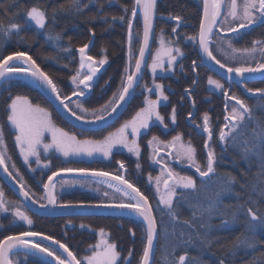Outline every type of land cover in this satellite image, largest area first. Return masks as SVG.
I'll use <instances>...</instances> for the list:
<instances>
[{
  "label": "snow or ice",
  "instance_id": "snow-or-ice-1",
  "mask_svg": "<svg viewBox=\"0 0 264 264\" xmlns=\"http://www.w3.org/2000/svg\"><path fill=\"white\" fill-rule=\"evenodd\" d=\"M17 2L18 0H12V4ZM112 2L114 0H109V6ZM89 3H96V0H89ZM9 7L10 5L4 6V11L7 12ZM86 7L87 5H84V8ZM156 10L157 0H133L131 16L128 15L129 9L125 6L123 14L119 17H112L113 21L118 20L121 24L127 23V58L129 63L121 77V84L118 86L117 91L113 93L112 98L107 104L99 109H94L91 113L83 108L79 99L71 101L67 96L62 98L60 90L53 79L25 51H16L0 59V81L3 82L0 84V88H10L12 86L11 78L18 74L28 76L31 78L29 83L47 96L49 103L55 105L58 102L59 108L73 116L76 121L107 126V122L113 117V114L118 113L129 98L134 96L135 88L145 66L154 77L158 74V70L159 74L163 75L171 72L177 58L184 55L180 47L171 46L173 41L166 42L164 34L161 32L159 37L160 48L152 55L151 63H147L146 52L150 49V36L154 34ZM60 11L82 14L81 0H68V7L64 8L62 5ZM100 11H103V6L97 9V13ZM58 14V10L54 7L51 12V19L54 21ZM138 17L142 19V36L138 31L135 34L133 31L134 21ZM26 18V23L30 22L37 30L48 28L49 13L47 9L34 5L27 9ZM169 19L177 21V27L172 28V34L177 35V28L183 18L177 15L170 16ZM258 25H264V0H242L241 4H238L237 0H202V16L199 19L198 35L186 37L187 40L193 43L198 42L201 57L199 62L193 61L192 71L195 73L199 67L211 68L212 65H218L223 70L229 85L232 82L233 74L235 77L240 78L237 82L242 85L245 74H264V62H257L255 66H227L213 54L211 48V45L219 41L218 50L221 46H226L232 53L251 55L259 51L264 56V47H260V45H264V41H253L250 49H237L233 46V39L239 37L241 30ZM20 31L21 26L12 20H9L7 24L0 23V34L5 37H10L13 34L19 35ZM221 32L232 33L233 37L225 38L219 35ZM46 38L59 40L61 37L59 34L54 37L49 34ZM134 39H139L140 44L133 67L131 60L134 58ZM90 46L91 41L76 49L79 53V67L70 78L73 85V97H85L87 90L93 87L94 78L98 79L97 74L100 72V68L107 63L106 57L95 61L91 55H88L86 50L90 49ZM64 51L71 53L70 48H66ZM165 57H167L166 63ZM205 60L210 63H205ZM64 67L67 68L69 65L66 64ZM85 69L86 71H83ZM192 83L195 85L197 80L194 78ZM207 83L223 93L225 97V114L224 123L219 127L218 136L208 112L203 113L202 124L195 119L191 120V123L197 129H201L202 133L206 134L204 140L206 162L203 166L198 160L197 149L190 141L187 144L183 143L182 136L179 133L172 136L169 141H160L157 136H152L148 141L149 159L160 169L155 178L151 175L148 177V183L154 187L155 194L158 197L155 208L150 203L148 196L126 178V173L123 171L125 164L121 161H117L120 170L115 175H110L106 171L88 168H62L58 171H52L51 175L47 176V182H43L44 195L38 201L34 198L35 193L27 188L24 177L20 174L16 164L12 162V157L8 155L2 122H0V169L17 184L19 195L24 198V201H31L34 205L39 203L40 208L51 207L53 212L57 209L77 207L112 209L121 213L126 212L129 217L139 220L144 227V237L142 239L146 240L139 264H150L154 240L161 232L166 240L171 236L185 247L192 244L193 238L198 240L202 246L211 247L213 243L217 242L212 238L214 228L211 223L212 219L214 217H224L223 223L227 224L229 223L227 218L230 215L231 221L235 222L241 212L245 210L246 205L245 214L250 217L246 221V229L248 233L254 234L258 227H264V208L256 206V202L250 197L244 203H238L234 209L225 208L222 205L220 199L222 193H232L237 200H240V194L233 193V185L237 183L236 177L230 174H218L217 169L221 159L217 156L213 145L218 143L225 151L229 148L235 150L240 159L246 163H250L253 157L257 160L258 172L254 174L250 181L242 184L241 188L244 190L251 188L253 192H258L259 196L264 197V119H257L254 116L253 108L239 96L234 93L230 94V88H225L220 80L209 76ZM152 91L155 92L157 99L153 100L145 96L144 107H141L131 120H126L114 132H109L102 140L78 139L76 135H71L63 128L57 127L52 114L47 108L41 107L39 103H33L27 95L17 94L12 96L11 92L8 96L10 103H7L5 109L7 123L10 130L15 133V147L19 149V155L22 157L24 164L29 166L30 171H35L31 168L33 159L30 158H34L35 164L41 169L50 168L47 163L41 164L42 154L46 158L50 150H54L64 158L99 155L104 159H108L112 155L113 149L119 146V148L126 149L129 154L139 158L141 148L137 142V137L146 135L152 127L157 126V122L159 125H163L165 130L168 129L164 117L157 110L159 103L167 101L168 97L165 95L163 86L159 83L154 82ZM188 91V89H185V93H188ZM245 91L264 100V88L252 89L245 86ZM189 99H191L190 95ZM66 100H69V103H65ZM230 101H234V104H230ZM73 104H75V107H72ZM260 107L264 108V104ZM77 109H79V112ZM89 114L93 117L92 119H87ZM176 115L174 106L170 116L173 125L176 124ZM193 115L194 113H189V116ZM253 123L254 127L250 128ZM45 133L50 135V142H45ZM163 149H174L175 157L173 158L170 152L167 154V158L160 156ZM173 163L186 164L188 167L193 168L199 176V183L191 175H180L174 171ZM136 167L137 171H140L139 162ZM61 173H77L85 178L89 176L106 178L95 180L98 185L95 191L101 193L99 185L103 183L106 188L112 190V194L103 191L101 195L105 199L95 204L84 202L78 204L63 203L58 198L56 193L57 183L54 181V177H60ZM77 185L83 187L84 180L75 178L72 180L60 179L59 186L61 188ZM210 185H216L217 191L215 194L212 196L205 195L201 198L198 194L202 190L208 189ZM115 194H119V196L117 197ZM4 195L2 188H0V213L8 211V202L4 199ZM182 203L188 204L192 209L191 218L185 219L183 224L186 228L193 229L195 237H193V233H187L183 229L177 234L176 226L180 223L178 208ZM21 207L23 205L14 207L12 212L14 220L12 223L22 221L24 224L31 226L33 220L26 211L21 210ZM154 213L159 215V219ZM165 214L169 218L167 222L164 220ZM169 226H171V231H169ZM80 227L83 229L86 226L81 224ZM129 231L132 230L129 229ZM98 235L99 240L97 243L87 250L90 254L79 258L70 250L68 245L62 243L59 239H54L51 235L32 230L22 231L18 235H7L0 239V264H21L20 256L25 259L29 256H40V264H118V261H122V264H131L132 249H129L128 257H121L117 244L110 242L109 234L104 229H100ZM132 236L135 237V232H132ZM185 236H187V239H185ZM37 237L40 239H34ZM41 241H50L51 245L43 244ZM257 243L259 242L245 236L244 239L237 241L232 247L244 245L254 249ZM52 245H58V248L52 247ZM165 261L166 264H191L187 253L180 255L178 262L168 261L167 256H165ZM220 264H225V261L221 259Z\"/></svg>",
  "mask_w": 264,
  "mask_h": 264
},
{
  "label": "trees",
  "instance_id": "trees-1",
  "mask_svg": "<svg viewBox=\"0 0 264 264\" xmlns=\"http://www.w3.org/2000/svg\"><path fill=\"white\" fill-rule=\"evenodd\" d=\"M167 1L169 2V5H177L178 7L185 5L186 2V0ZM132 3L133 0H114L109 6V0H96V3H89V0H81L83 12L82 14H77L71 11H60L62 5L64 8L68 7V0H18L15 4H12V0H0V23L7 24L9 20H12L21 26L19 35L13 34L10 37H5L0 34V59H2L3 56L10 55L16 51L27 52L37 61L43 71L53 79L60 92L64 96H68L71 94V88L68 81L78 66L76 49L87 43L91 34L94 33V40L89 50V55L95 59L106 57L109 61L107 69L101 74V78H104L103 81L106 80L103 84L107 85L106 88L101 91L103 93L101 94V92H97L98 90H93L94 93L84 100L87 108H96L105 102L109 92L118 86L123 75L127 45V23L125 22L124 24H121L118 20L113 21L112 17H119L123 14V8L125 6L129 9L128 15L130 16ZM6 5H10L7 12L4 11V6ZM34 5L48 10V28L45 30H37L30 22L26 23V11ZM84 5H87V7L84 8ZM101 6H103V11L97 13V9ZM54 7L58 10L59 14L53 21L51 19V12ZM163 25L167 24L163 23ZM136 26L137 28L140 27L139 22L136 23ZM49 34L53 37L59 34L61 38L59 40H49L46 38ZM240 45L247 44L240 43ZM66 48H70L71 53L65 52L64 49ZM66 64L69 65V67L65 68L64 65ZM196 73L199 76V79L196 88L190 93L195 108L196 110L197 106L198 109L202 108L198 114L208 112L213 123L217 125L221 124L224 116L223 99L216 94L212 95V93H209V91L206 90L205 77L211 75V73H209L207 69L203 72L200 67L196 69ZM178 75L177 79L167 77L158 79L170 89L167 93L169 94L172 107L166 113L169 114L172 112L173 107L175 106L178 112L176 115V128L181 133H184L186 138H189L192 141L193 146L197 149L198 160L203 165L206 162V156L202 149L203 137L197 135L183 119V111L186 110V108H190L188 99L186 100L185 98L184 90L189 86H192V81L194 79L193 71L188 61L184 63L183 69ZM7 92H11L12 96L17 94L27 95L34 103H39L41 106L54 111L47 100L26 82L12 85ZM232 92L242 99H246L247 102L252 105L250 107L253 108L254 116L257 119H264V108L260 107V105L264 104V100L259 96L247 97L235 87ZM208 94L212 95L209 100L204 97ZM254 98H258L255 104L252 103ZM9 102L10 100L5 91L0 95V122L4 124L5 140L9 152L15 156L17 154L16 148H14L13 135L8 127L7 113L5 111L6 105ZM139 102V97H134L122 117H126L131 111L139 108ZM167 114L165 115L166 118ZM55 117L57 124L63 127L69 126L64 123L65 121L61 119L56 112ZM194 119L197 121L199 119L198 115H195ZM110 127L104 129V131H107ZM251 127H254V123L250 125V128ZM69 128L72 129L71 126ZM102 131H97L95 133H81L77 129L74 130V132L87 135L88 137L95 136L98 132ZM148 134L163 135L162 130L155 126L151 128ZM142 137L143 135L141 138ZM141 144L144 145V138H142ZM213 146L217 156L221 159V163L218 165L217 169L218 174H230L231 176L236 177L237 183L233 185V193L240 194V200H237L234 194L224 193V195L220 196L222 205L225 208L234 209L238 203H244V201L248 200L250 197L256 202V206L264 208V197L259 196L258 192H253L251 188H248L247 190L241 188L242 184L250 181L254 174L258 172L257 160L253 157L251 158L250 163H246L240 159L235 150L231 148L226 151L222 150V147L218 143H215ZM142 147L144 149V156L141 158V161L143 162V173H146L145 165H147L146 158L148 155V149L145 145ZM58 162L59 161H52L54 167L59 166ZM69 165L105 171L112 169L102 162L84 164L81 162L74 163L72 161ZM16 166L24 177L27 185H29L35 194L40 195L42 190L37 181V177L28 174L21 164H19V161L16 163ZM245 173H247V175H245ZM195 177L199 181V177L196 175ZM143 178L144 177L140 176V178L137 179L132 173L129 176V180L131 182L133 181L132 183L148 196L152 206L155 208L154 197H152L151 191L148 189L146 181ZM61 199L63 203L96 202L90 199L88 195L81 192L64 194ZM246 208L247 205L245 206V210L239 215L238 220L235 222L231 221L230 215L227 218L229 219V223L227 224L223 223V220L225 219L224 217H214L212 219L211 223L214 226L212 238L217 242L213 243L211 247L202 246L195 238H193L192 244L187 247L176 242V246L173 247L174 258H178L180 255L187 253L191 264H220L221 259L225 261V264H264V227H258L254 234L247 232L246 221L250 219V217H247L245 214ZM154 214L157 215L156 213ZM191 215L192 209L187 206L183 208L181 213H179V218L182 220L190 219ZM33 218L36 224L33 231L51 235L53 238L59 239L64 243L66 241L69 243L71 249L82 248V246H85L89 240H87V233L74 228H64L63 223L67 220L83 222L95 229L104 228L108 230L112 238L116 241L120 253L127 255L129 249L133 250L132 260L134 263L138 261L142 254L143 241H145V239H142L144 233L143 227L138 221L129 217L109 215L48 218L33 215ZM129 229L132 231H129ZM185 229L188 228L185 227L184 230ZM189 229L190 233H193V237H195L193 229ZM7 230L8 231L6 232L0 233V239L4 236L18 234L23 231L19 226H13ZM132 232H135V237L132 236ZM245 236L259 242L254 249L248 248L244 245L232 247L237 241L244 239ZM185 239H187V236H185ZM163 250L164 246L161 232L158 235L157 251L153 264H162L163 261L161 258ZM27 264H40V261L31 260L28 261Z\"/></svg>",
  "mask_w": 264,
  "mask_h": 264
},
{
  "label": "rangeland",
  "instance_id": "rangeland-1",
  "mask_svg": "<svg viewBox=\"0 0 264 264\" xmlns=\"http://www.w3.org/2000/svg\"><path fill=\"white\" fill-rule=\"evenodd\" d=\"M239 1L242 3V0H239ZM133 31H134V34L138 31L140 33V35H141L140 27L137 28V26L135 25ZM161 32H163L166 42L167 41H173V43L171 45L172 47H177L178 46V47L181 48V50H182V52L184 54L183 57H178L177 58V62L174 65L173 70L171 72L164 73L163 75H160L159 74V70H158V74L154 77L153 74L151 73V71L146 67V70L144 72V78L141 80L140 84L138 85V87H137V89L135 91L136 95L134 96V97H139V99H140V102L138 103L139 108L134 109L133 111H131L126 117L120 118V120H118V122H116L114 125H112L107 131H104V129H103V131L100 130L102 132H98L95 136H92V137H88L87 135L74 132V130L76 128L72 127L71 125L67 124L66 122H64V123L66 125H69V126L63 127V126L57 124L56 117H55V112L56 111L55 110L53 111V110L47 108L49 110V112L52 114L53 121H54V123L56 124L57 127L63 128L65 131L69 132L71 135H76L78 139L102 140L105 136H107V134L109 132H114L117 128H119L121 126V124H123L126 120H131V118L135 115V113L141 107H144V98H145V96H148L150 99H153V100L157 99L156 94H155L154 91H152V89L154 88V82L161 84L163 86L164 90H165V95L168 97V100L167 101H161L159 103V105H158L157 110L159 111L161 116L164 117L165 123L168 124V129L165 130L163 128V125H159V123L157 122V126H155V127H158V128H160L162 130V133H163L162 136H159V135H156V134H148L149 131L147 132L146 135H143L142 138H144V145L148 149V155H147V158H146L147 165H145V172L146 173H143V171H144L143 162L141 161V158H143V156H144V154H143L144 153V149L142 147L144 145L141 144V141H142L141 136L142 135L137 137V142H138V144H139V146L141 148V156L139 158L129 154L126 149L119 148V146L117 148L113 149V153L108 159H104L102 156H99V155H96L94 157L81 156V157L64 158L59 153H56L54 150H50L49 155L46 158H44L43 154H42V160H41V164L47 163V164L50 165V168L49 169H41L40 167H38L35 164L34 158H30V159H33V163L31 164V168L35 169V171H30L29 170V166L25 165L24 162H23L22 157H20L19 149H17L15 147V138H14L15 137V133H14L13 130H10V126H8L11 134L13 135L14 148H16V153H17L15 156H13L9 152V149H8V147L6 145L7 150H8V155H10L12 157V162H14L16 164L19 161V164H21L23 169L28 174H30L31 176L37 177V181L42 185L44 180L47 178L48 175L51 174L52 171H56V170H59V169H62V168H81V167H77V166H74V165H69V164L72 163V161L74 163L81 162V163H84V164L85 163H92V162H102L104 164H107V166H109L110 168H112V169L109 170V172H113L115 174L118 172V170H120V165L117 163V161H121V162H123L125 164V171H126V176H127L128 179H129V176H130L131 173L137 179L140 178V176L144 177L143 179L146 181L147 187L151 191L152 197H154V199H153L154 200V205L156 206V204L158 203V197L155 194L154 187L148 183V177H149V175H151L153 178H155L159 174V170L160 169H159V166L154 165L149 159L150 149L148 147V141L152 138V136H157L160 141H169V140H171L172 136L177 135L179 133L182 136L183 143L187 144L189 141L192 143V141L189 138L185 137L184 133H181L180 131H178V129L176 128V124L175 125L172 124V121L170 119V116H171L172 112H170L169 114L166 113L172 107L171 102H170V98H169V94L167 93L168 86H166L164 83H162L161 80H158V79L164 78L165 76L176 77L174 75L177 72H180L183 69L184 63L186 62L185 59H186L187 49H189V47L192 46L193 42L187 40L186 39L187 36H185L184 34H180V32L178 33V35H176V37L171 36V34H169L168 31L166 32V30H161ZM161 32L160 31H156V30L154 32V39H153L151 52H150L149 59H148V63L149 64L152 61V55H154L156 53L157 49L160 48L159 37L161 35ZM238 40H239V37L234 38V47L237 48V49H244V48H249L250 49L252 47V45H253V43L252 44L250 43V44H247V45H239ZM177 41H178V43H176ZM139 43H140L139 39H134V58L131 60L132 66L134 64L135 56L137 55ZM193 44H196V43H193ZM260 47H264V45H260ZM213 53L219 59L223 60L226 63L234 65V67L241 66V65H244V66H249V65L255 66V64L257 62H264V56H262L259 51H256L255 53H252L251 55H247V54H242V53H232V51L230 49H227L226 46H221L220 50H218L217 48L213 47ZM100 59H102V58H100ZM100 59H97V61H99ZM164 59H165V63H166L167 57H165ZM108 64H109V61L107 60V63L105 64V70L107 69ZM181 66H182V69H181ZM105 70H104V72H105ZM76 71H77V68H76L74 74L76 73ZM123 74H124V72H123ZM209 76H211L213 79L220 80L217 77H213V75H207L205 77L206 90L209 91V93H212V95L216 94L217 96L222 97L223 93L221 91H217L216 89H214L213 86H210L207 83ZM103 79L104 78H101V74H100L98 76V79H96V82L93 85V87H94L93 90L94 91L98 90L97 92H101V91H103L104 88H106L107 85L103 84L106 80L103 81ZM11 81H12V85L22 82V81L20 82L19 80H11ZM68 82H69V85H70V88H71V93H72L73 85L71 83V79H69ZM120 84H121V80H120L118 86ZM118 86L115 88L116 90L114 89L111 92H109L105 102L102 103L101 105H99L96 108H91V109L87 108L85 103H84V100L79 99V102L82 104L83 108L88 110V113H91L94 109H99L100 107H102L105 104H107L108 101L112 98L113 93L117 91ZM8 90H9V88H0V95L3 92L6 91L7 97H8L9 96V93L7 92ZM94 91H93V93H94ZM102 93L103 92H101V94ZM106 94H107V92H106ZM212 95L208 94V95H206L204 97H206V99L209 100V98ZM185 98L187 100V97H185ZM243 100H245V102L249 106H252L251 104H249L247 102L246 99H243ZM257 100H258V98H254L252 100V103L255 104ZM71 101H77V99H73ZM230 104H232V103H230ZM41 107H43V106H41ZM72 107H75V104H73ZM184 108H186V107H184ZM201 110H202V108L198 109V106H197V110H195V115H198V117H199L197 122L202 124V115H203V113L202 114H198V112L201 111ZM77 111L79 112V109H77ZM190 112H191L190 108H188V109L186 108V110L183 111V117H184L183 119H184V121L186 122L187 125H188V123H187L186 119L189 116ZM176 113H178L177 109H176ZM166 114H167V118L165 117ZM92 118L93 117L90 114L87 116V119H92ZM192 119H194V117ZM192 119H190V121ZM223 123H224V117L222 119L221 124H223ZM221 124L217 125V124L213 123V127L215 128L217 136H218L219 127H220ZM70 126L72 127V129L69 128ZM188 126L194 131V129L190 125H188ZM77 130L80 131L81 133H86V132L81 131L79 129H77ZM93 133H95V132L93 131ZM45 137H46V141L45 142H50L51 137H50V135L48 133H45ZM202 137H203V144H204L205 138H204V136H202ZM130 139H131V137H130ZM203 144H202V147H203ZM192 145H193V143H192ZM213 148H214V146H213ZM169 152H170L171 156L174 158L175 157V150L174 149L173 150L163 149V150H161L160 156H163V157L167 158V154ZM52 161L53 162L59 161L58 162L59 166H55L54 167V165L52 164ZM138 162L140 164V171H137V167H136ZM185 165L186 164H180V166H178L176 163H173L172 166L174 168V171L178 172L180 175H191V176H193L194 179L197 180V178L195 177V175L193 173L194 171L192 169H190L188 167H182V166H185ZM57 167H59V168H57ZM17 169H18V167H17ZM20 174H21V172H20ZM64 179L72 180L74 178H64ZM75 179L84 180V186L80 187L79 185H77V186H74V187L61 188L59 186L60 180H58L56 182L57 183L56 193L58 194V198H59V200L61 202H62L61 197L64 194H69V193H74V192L84 193V194L88 195V197L90 199H92L93 201H96V202H99L100 200L105 199L101 195V193L103 191H108L110 194H112V190L106 188V186L103 183H101L99 185V188L101 189V193H97L95 191V189L98 187V185L95 183V180L88 179V178H75ZM214 179H215V177H214ZM24 181H25V179H24ZM197 182L199 183L198 180H197ZM25 184H26L27 188H30L29 185H27L26 182H25ZM0 188H2V190H3L4 194H5L4 195V199L8 202V211L5 212V213H0V226H2V227H0V233L8 231L7 229H10L13 226H19L20 228H22L23 231L33 230L35 225H36L35 221H34V218H33V214L29 213V211L23 205V203L9 189V187H7L2 181H0ZM216 189H217L216 185H210V187L208 189L203 190L199 195H200L201 198H203L205 195L212 196V195L215 194ZM31 191H32V189H31ZM42 195H43V192L41 191V194L40 195L35 194L34 198H36L39 201V198ZM115 195L117 197L119 196V194H115ZM221 195H224V193H222ZM19 205H23V207H21V210L26 211L27 214L30 216V218L33 220V224L31 226H28V225L24 224L22 221H17L15 224L12 223V221L14 220V217L12 215L13 209H14V207L19 206ZM187 206H188V204L182 203L179 206V208H178V212L181 213L183 208L187 207ZM157 217L159 219V215L158 214H157ZM168 219H169L168 216L165 214L164 220L167 222ZM179 220H180V223H178L177 226H176L177 234L180 232L181 229L184 230V228L186 227L183 224L184 220H182L180 218H179ZM81 224H84L86 227L81 229V227H80ZM63 227L64 228H68V229H72V228L78 229L79 231L88 234L87 240H89V242L85 246H82V248H75L74 252H76V255L78 256V258L79 257H83L86 254H90L87 250L89 249L90 246L95 245V243H97V241L99 240V235H98L99 230L100 229H104V228L95 229L94 227H92V226H90V225H88L86 223L74 222V221H69V220H67V221H65L63 223ZM104 230H105L106 233L109 234L110 242H115L116 243V241L112 238V236L109 233V231L106 230V229H104ZM169 231H171V226H169ZM184 231L187 232V233H190V229L189 228L185 229ZM142 237H144V233H143ZM162 240H163V246H164V250L162 251V258H161L162 261H163L162 264H166L165 256H167L168 261H177L178 262V258H174V250H173V247L176 246V242L177 241L171 236H169L168 239L166 240L164 235H163V233H162ZM143 242L145 243V241H143ZM65 244L69 246V243L66 242V241H65ZM143 246H144V244H143ZM142 251H143V249H142ZM128 256H129V253L127 255H124L123 253H121V257H128ZM140 257H139L138 261L136 263H134V261L132 260V256H131L130 257L131 264H139ZM14 259H16V257H14ZM19 259L21 261V264H27V262L31 261V260L32 261H38V259L36 257H34V256H29L26 259L23 256H20ZM118 264H122V261H118Z\"/></svg>",
  "mask_w": 264,
  "mask_h": 264
},
{
  "label": "water",
  "instance_id": "water-1",
  "mask_svg": "<svg viewBox=\"0 0 264 264\" xmlns=\"http://www.w3.org/2000/svg\"><path fill=\"white\" fill-rule=\"evenodd\" d=\"M159 16L156 14L154 16V32H155V22H156V19L158 18ZM160 17H165V16H160ZM139 22H140V26H141V36H142V19L139 18ZM251 27V26H250ZM249 27V28H250ZM248 28V29H249ZM243 30H247V29H243ZM242 31V30H241ZM227 35L229 34H232V33H225ZM127 36H128V33H127ZM153 39H154V34H152L150 36V49L146 52V57H147V63H148V59H149V55H150V52H151V47H152V43H153ZM93 40H94V36L93 34H91V37L89 39V41L87 43H89L91 41V46L93 44ZM90 46V48H91ZM90 49L86 50L87 54L89 52ZM77 52V51H76ZM127 52H128V43H127V49H126V67L129 63L128 61V58H127ZM198 52H199V47H198ZM138 55V53H137ZM200 56V54H199ZM77 58H78V63H79V53L77 52ZM201 58V57H200ZM94 59V58H93ZM95 60V59H94ZM96 61V60H95ZM15 63V62H13ZM205 63H210L208 62L207 60H205ZM135 64V62H134ZM105 65L103 67L100 68V72L98 74H100L103 69H104ZM134 67V65H133ZM42 69V68H41ZM208 70H210L211 72H213L215 75H217L218 77L222 78L223 80H225L228 84L229 82L227 81L226 77H225V74L223 72L222 69L219 68L218 65H212L211 68H207ZM146 70V66L143 68V72H142V75L139 79V83L144 75V72ZM83 71H86L83 70ZM97 74V75H98ZM11 79H20V80H23V81H26L27 83H29V81L31 80L30 77L28 76H25V75H22V74H18L14 77H12ZM97 78H94V81L96 80ZM264 79V74H261V73H256V74H245V78H244V83L245 82H253V81H257V80H263ZM240 78H237L235 77V75L233 74V79H232V83L234 84H237V85H240L241 87H243V85L241 83H238L237 81H239ZM3 82L0 81V84H2ZM138 83V85H139ZM30 84V83H29ZM230 84V86H231ZM31 85V84H30ZM138 85L136 86L135 88V91L138 87ZM196 85V84H195ZM195 85L192 86V88L190 89V91H193L194 88H195ZM82 87V86H81ZM35 88V87H34ZM38 90V92H40V90L38 88H35ZM244 90V88H243ZM245 94L248 95V96H253L251 93H248L244 90ZM92 93V88H90L89 90H87V95L85 97H79V99H86L90 94ZM40 94L47 100V102L49 103V99L47 96H45L43 93L40 92ZM62 96V95H61ZM69 97V100H73V99H76L77 97H73L72 94L68 96ZM63 98V97H62ZM133 97H130L128 102L126 104H124V107L121 108L119 110L118 113L116 114H113V117L108 120L107 122V126H104V125H101V124H86V123H83V122H78L75 120V118L67 113H65L64 111H62L60 108H59V105H58V102L55 103V105L49 103L52 108L56 111V113L66 122L68 123L69 125H71L72 127L76 128V129H79L81 131H84V132H93V131H100V130H103L109 126H111L112 124H114L122 115L123 113L126 111L128 105L130 104L131 100H132ZM188 98H189V94H188ZM54 99V98H53ZM69 100H66L65 103H68ZM234 102V101H233ZM189 103H190V106H191V110H192V113L195 114V109L193 107V103H192V100L189 99ZM224 111H225V106H224ZM194 116V115H193ZM193 116H188L187 117V120L189 121L191 118H193ZM190 124L196 129L197 133L200 134V135H205L206 134H203L202 133V130L200 129H197L195 127V125H193L191 122ZM161 153V152H160ZM169 154V153H168ZM206 154V153H205ZM178 166H180L179 163H176ZM182 167H188L187 165L185 166H182ZM190 168V167H188ZM192 169L194 172L195 170L193 168H190ZM196 173V172H195ZM110 175H113V174H110ZM196 175L198 176V174L196 173ZM199 177V176H198ZM61 178H85V177H81L79 176V174L77 173H61L60 174V177H54V181H58L60 180ZM88 179H93V180H97V179H100V180H103V179H106V178H100V177H86ZM0 179L2 180V182L7 186L9 187V189L17 196V198L24 204V206L27 208L28 211H30L31 213L35 214V215H38V216H41V217H75V216H108V215H115V216H126V217H129L127 215V213H121L119 211H116V210H112V209H103V208H80V207H77V208H66V209H57L55 212H53V210L51 209V207H48V208H40L39 207V203L37 204H32L31 201H24V198L22 196L19 195V188L17 186L16 183L13 182V180L11 178H9L7 176V174H5L3 172L2 169H0ZM47 182V179L46 181ZM43 193H44V189H43ZM46 203V201H45ZM73 204H78V203H73ZM90 204H95V203H90ZM135 219V218H133ZM137 220V219H136ZM139 221V220H137ZM140 222V221H139ZM141 223V222H140ZM142 224V223H141ZM144 228V227H143ZM18 235V234H17ZM36 240H39L40 238L37 237V238H34ZM146 242V240H145ZM41 243L43 244H48V245H51V242L50 241H41ZM157 244H158V236L156 237V239L154 240V249H153V253L150 257V264H153L154 263V258H155V254H156V251H157ZM52 247H55V248H58V245H52ZM40 257V256H38ZM41 258V257H40ZM50 259V258H48Z\"/></svg>",
  "mask_w": 264,
  "mask_h": 264
},
{
  "label": "flooded vegetation",
  "instance_id": "flooded-vegetation-1",
  "mask_svg": "<svg viewBox=\"0 0 264 264\" xmlns=\"http://www.w3.org/2000/svg\"><path fill=\"white\" fill-rule=\"evenodd\" d=\"M238 4L241 2L237 0ZM157 14L158 16H165L157 18L156 20V31L161 30H166L168 31L171 36L176 37V35L172 34V28L177 27V21L169 19L170 16H181L182 22L180 23L179 27L177 28V33L180 32V34H184L185 36H193V35H198V30H199V19L202 16V0H186L185 5L178 7L177 5H169V2L167 0H157ZM167 12V13H164ZM167 24V25H163ZM158 25V27H157ZM178 35V34H177ZM219 35L224 36L225 38H231L233 37V34H225L224 32L219 33ZM264 40V25H258V26H251L248 30H242L239 35V40L238 43L243 44H252L253 41H263ZM219 44V41L217 43L211 45V48L213 50L214 48H217V45ZM233 46H234V39H233ZM214 54V53H213ZM215 55V54H214ZM216 56V55H215ZM217 57V56H216ZM218 58V57H217ZM219 59V58H218ZM186 61H188L191 66V69L193 68V61L196 60L199 62L200 56L197 50V43L193 44L192 46L187 49V54H186ZM221 60V59H220ZM221 62L225 63L227 66H233L232 64L226 63L223 60ZM200 69L205 72L206 68L205 67H200ZM209 73H211L209 71ZM178 74L180 72H177L174 76H165L167 78H178ZM211 75H213L211 73ZM164 77V78H165ZM213 77H215L213 75ZM221 83L225 85V88H230V93L232 94L234 91V87L239 89L241 92L242 87L235 85L234 83L231 84L229 87L228 83L225 82L224 80L220 79ZM167 86V85H166ZM246 87L252 88V89H257V88H264V79L259 80V81H254L250 83L245 84ZM170 89L167 88V92H169ZM223 99V98H222ZM224 102V100H223ZM231 103V101L229 102ZM233 103V102H232ZM75 249H73V252ZM76 254V252H74Z\"/></svg>",
  "mask_w": 264,
  "mask_h": 264
}]
</instances>
